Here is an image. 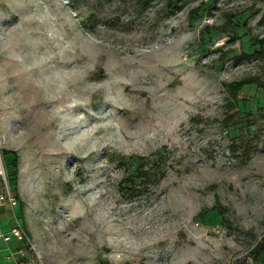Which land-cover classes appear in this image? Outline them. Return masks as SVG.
Returning <instances> with one entry per match:
<instances>
[{"label": "rangeland", "instance_id": "obj_1", "mask_svg": "<svg viewBox=\"0 0 264 264\" xmlns=\"http://www.w3.org/2000/svg\"><path fill=\"white\" fill-rule=\"evenodd\" d=\"M0 152L32 264H264V0H0Z\"/></svg>", "mask_w": 264, "mask_h": 264}, {"label": "built area", "instance_id": "obj_2", "mask_svg": "<svg viewBox=\"0 0 264 264\" xmlns=\"http://www.w3.org/2000/svg\"><path fill=\"white\" fill-rule=\"evenodd\" d=\"M0 210L8 207L11 211L17 206V199L9 181L3 158L0 152ZM0 240L4 243L14 241L16 243L15 255L19 258L18 264H32L26 259L27 251L30 249L29 238L23 226L16 220L7 232L0 230Z\"/></svg>", "mask_w": 264, "mask_h": 264}, {"label": "trees", "instance_id": "obj_3", "mask_svg": "<svg viewBox=\"0 0 264 264\" xmlns=\"http://www.w3.org/2000/svg\"><path fill=\"white\" fill-rule=\"evenodd\" d=\"M143 1L145 2V4H148L150 3L151 0H143ZM173 1H174V6L176 10H179L181 9L182 6H184V4H186V2L190 0H173ZM246 85H256V80L245 79V80L231 83L227 86L228 93L230 95V100H229L230 109L236 107V103L239 100L238 93L242 91ZM229 119H231V117L227 118L225 124L229 121ZM212 210L217 212V214L221 217L222 223L226 225L227 220L224 216L223 210L219 207H215ZM261 253H264V246L262 244H257V246L253 249V259L256 260L258 258V255Z\"/></svg>", "mask_w": 264, "mask_h": 264}, {"label": "crops", "instance_id": "obj_4", "mask_svg": "<svg viewBox=\"0 0 264 264\" xmlns=\"http://www.w3.org/2000/svg\"><path fill=\"white\" fill-rule=\"evenodd\" d=\"M16 207L13 209V211H15ZM10 216H11V210L8 207H4L0 210L1 231L7 232L9 230L10 226L7 225V218ZM15 250H16V243L14 241L4 243L3 241L0 240V264H18L19 258L15 255ZM26 259L30 260L28 255H26Z\"/></svg>", "mask_w": 264, "mask_h": 264}]
</instances>
